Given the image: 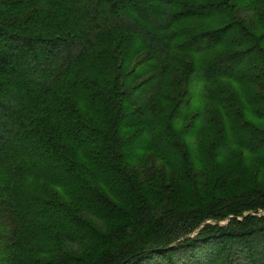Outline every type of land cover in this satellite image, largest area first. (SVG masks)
<instances>
[{"label": "trees", "instance_id": "16d2710c", "mask_svg": "<svg viewBox=\"0 0 264 264\" xmlns=\"http://www.w3.org/2000/svg\"><path fill=\"white\" fill-rule=\"evenodd\" d=\"M195 78L212 178L154 217L169 176L145 196L137 165L188 180L197 112L175 120ZM241 148L264 164V0H0V264H264V187L235 192L216 165ZM143 230L166 236L129 248Z\"/></svg>", "mask_w": 264, "mask_h": 264}, {"label": "rangeland", "instance_id": "374dc122", "mask_svg": "<svg viewBox=\"0 0 264 264\" xmlns=\"http://www.w3.org/2000/svg\"><path fill=\"white\" fill-rule=\"evenodd\" d=\"M248 22L249 20L246 18V23ZM202 89V83H198L196 78L193 79L188 87V98L183 104H181L179 114L177 115L175 120L176 126H180L188 122L191 115L186 117L185 122L179 120V118L182 119L189 113L197 112L196 114L192 115L193 119H195L192 121L194 126L191 129L188 128L183 134L184 139L188 145L189 151L191 153V157L187 159L188 164L178 166V169L181 171V173H184L183 177L188 178V180L179 181L178 179H176L175 175L178 174L176 172L177 164H168V166H164L163 164H153L154 170L150 171V174L144 172V170L142 169L143 164L137 165V167H139L137 175L139 186H137L136 189H138V191L140 190V193L144 194L145 196H148V194L150 195L149 189L146 187V184L149 181L154 182L155 180L162 178L167 174L169 176L168 181L170 183V187L164 193V197L162 199L153 198L151 200L152 196H149L148 201L151 205V212L154 217L162 214L164 210L163 205H168V208L172 212L198 205V203L195 202V199H197L195 194V187L200 186L198 188V190H200L199 193L203 194L201 186H203L208 180H211L212 178L211 170L207 171V168L210 164L206 165V161H204V164H201L197 159L196 152V148L198 146V138H196L195 129L198 125L202 123L201 110L206 104V101H204L203 98L204 94ZM238 90L246 91L248 90V88L246 86H241ZM217 160L218 164L216 165L218 168V172L224 175L223 178L220 180L223 181L225 178V181L230 183L233 191L237 192L239 189H241V186H248L250 188L264 187V164H258V157L251 156L245 153V151L241 148L237 153L231 155L221 156L220 154H218ZM161 190H163V188H161ZM199 211H202V209H199ZM247 212H249L248 209L242 212V214ZM252 212L256 213L254 214L255 217L261 216L264 215V208L261 209L259 212ZM241 217L242 215L238 216V218ZM228 218L229 217L226 216L224 218L218 219L217 221H219L220 224H224L227 222ZM217 221L214 218H207V222L209 224H213ZM109 223L110 221H104L103 226H107ZM12 224L13 223L11 221L7 222L6 220L0 219V259L2 260L7 257L6 249L8 244H5V241L8 240L9 234H12ZM114 224L116 223L114 222ZM164 231L165 230L154 231L153 233H151L149 231L144 232L143 230L140 234H138L135 238L131 240L129 248H135L136 246H138V248L150 246L149 240L151 238L155 239V237L159 235H163V237L166 236ZM196 234L197 232H194L192 236H195ZM206 244L207 243H205L202 247L196 249L200 261L204 260L205 254H210L211 249L214 248L213 244L209 243L205 248ZM85 264H87L86 261ZM140 264H145V261L141 262ZM177 264H184V262L182 260H178Z\"/></svg>", "mask_w": 264, "mask_h": 264}]
</instances>
